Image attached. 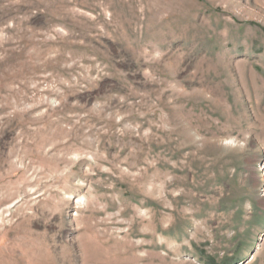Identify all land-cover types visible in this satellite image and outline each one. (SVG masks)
<instances>
[{"label":"rangeland","instance_id":"374dc122","mask_svg":"<svg viewBox=\"0 0 264 264\" xmlns=\"http://www.w3.org/2000/svg\"><path fill=\"white\" fill-rule=\"evenodd\" d=\"M0 264H264V0H0Z\"/></svg>","mask_w":264,"mask_h":264}]
</instances>
